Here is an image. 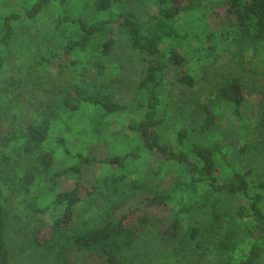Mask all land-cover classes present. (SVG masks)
I'll use <instances>...</instances> for the list:
<instances>
[{
    "label": "trees",
    "instance_id": "1",
    "mask_svg": "<svg viewBox=\"0 0 264 264\" xmlns=\"http://www.w3.org/2000/svg\"><path fill=\"white\" fill-rule=\"evenodd\" d=\"M79 1L92 2L90 20L77 12V0H28L22 9L15 7L12 11L0 12V74L5 69L17 24L43 14L49 16V24L60 35L56 45L48 47L40 72L57 78L71 70L77 71V76H72L69 83L55 89L56 98L41 124L28 122L15 134L2 139L0 264H12L7 239L12 199L6 186L14 166L24 159L32 164L22 169L18 179L19 201L33 214L56 206L62 208L60 216L49 225L48 233H41L40 229L31 233V250L44 254L55 251L62 261L69 252L76 251L87 253L92 264H126V257L134 251L139 234L156 222L149 207L174 204L176 215L159 227L163 243L184 253L201 238H215L221 264H263L264 180L252 184L246 172L232 168L228 148L221 142L207 143L197 134L189 138L187 129L179 131L175 142H166L162 128L166 99L177 87H192L196 83L193 75L184 72L187 57L180 51L178 41L195 38L203 49L206 43L219 41L220 35L240 44L263 41L264 0H226L228 24L220 32L205 28L199 35L190 30L183 34L178 25L183 14L196 8L200 0H152L155 11L149 12L146 19L133 9L116 10L118 0ZM121 38L126 39L144 65L141 96L135 109L117 102L97 83V77L104 74L103 59ZM218 93L232 104L233 121L243 127L246 89L242 80L227 78ZM202 109L201 131L208 132L217 124L221 111L210 105ZM134 112L141 115L140 119L128 122V138L133 139L134 144L127 136L118 141L112 131V115ZM80 114L83 119L79 118ZM56 120L65 128L75 123L80 126V132L87 139L82 151L74 155L63 132L53 135ZM106 143L109 155L97 154L96 146ZM61 156L68 160L67 166L52 175L53 185L61 177L70 175L75 176V184L57 193L50 205L42 206V196L34 189L35 180L38 174L51 173ZM144 156L159 163L158 177L145 182L136 162ZM219 162L232 168L229 179L217 178ZM87 165L103 169L92 189L83 186ZM169 165L175 168L177 175L172 187L163 188L162 172ZM133 173L134 179L131 178ZM128 181L135 190L131 197L113 203L108 211L96 217L80 218L83 195L92 203L101 197L117 196ZM130 198L138 199L130 205Z\"/></svg>",
    "mask_w": 264,
    "mask_h": 264
},
{
    "label": "rangeland",
    "instance_id": "2",
    "mask_svg": "<svg viewBox=\"0 0 264 264\" xmlns=\"http://www.w3.org/2000/svg\"><path fill=\"white\" fill-rule=\"evenodd\" d=\"M27 1L0 0V12L12 11L15 7L22 9L21 6L26 5ZM225 2L226 0H200L196 8L183 14L178 25L179 31L184 34L190 30L199 35L207 28L213 32H220L228 24ZM76 8L77 12L88 20L93 17L92 2L77 0ZM115 8L118 11L133 9L142 19H146L149 12L155 11L152 0H118ZM48 17L43 14L37 19L22 20L17 24L15 39L6 57L5 69L0 74V145L3 138L15 134L24 124L28 122L41 124L56 98L55 89L64 87L72 76H77L76 70H71L57 78L40 72L48 56V47L56 45L60 35V32L55 31V28L49 24ZM178 45L182 54L187 57L184 72L193 75L196 83L192 87L187 85L177 87L166 99L163 108L166 119L162 128L164 140L175 142L179 131L187 129L189 138L197 134L199 139L207 143L221 142L228 148L232 168H240L246 172L252 184L263 181L264 40L258 43L240 44L228 36L220 35L219 41L206 43L204 49L195 38L178 41ZM102 65L104 74L97 77L95 73L98 86L111 93L117 102L135 109L141 96L140 83L144 75V65L125 38H121L113 51L103 59ZM230 77L240 78L245 85L243 127L233 121L232 104L218 93L220 86ZM204 105L215 106L221 111L217 124L208 132L201 131ZM79 118L83 119L81 114ZM140 118L138 112L131 115H112L111 120L114 122L112 131L117 135V140L123 141L126 136L127 138L130 136L128 128L130 119ZM80 131L81 128L76 123L65 128L61 121L56 120L53 135L63 132L72 153L76 155L87 143L85 141L87 139ZM128 139L134 144L133 139ZM106 144L96 146L95 152L97 154L103 152L102 156L109 155ZM86 148L89 151L90 148ZM66 161L68 160L61 156L51 173L38 174L34 189L42 196V206L50 205L57 193L74 186L76 181L74 175L61 177L55 186L53 185L52 175L67 166ZM136 162L142 170L141 178L144 182L158 177L159 163L154 159L144 156ZM31 164V161L24 159L15 165L11 172L12 177L6 186V191L12 199L7 234L11 263L92 264L90 256L85 252H69L62 261L58 259L55 251L44 254L29 248L31 233L38 229L41 233H48L49 225L62 212V208L56 206L46 212L33 214L19 201L18 179L22 169ZM232 168L219 162L217 178L229 179L232 176ZM102 172L103 169L96 165L85 166L83 186L92 189L96 177ZM176 175L173 166L165 167L161 186L172 187ZM135 177L133 173L131 178ZM156 183L160 184L158 181ZM134 192L128 181L124 183L121 194L117 196L101 197L92 203L83 195V203L79 210L80 218L96 217L99 213L108 211L113 203L128 199ZM137 199L130 198V205L135 204ZM125 208H128V204ZM149 212L156 222L139 234L134 251L126 257V264H221V256L215 249V238H201L199 243L192 244L184 253L178 252L173 246L160 240V225L169 223L176 215L174 204L150 206ZM201 220L204 222L205 218Z\"/></svg>",
    "mask_w": 264,
    "mask_h": 264
}]
</instances>
